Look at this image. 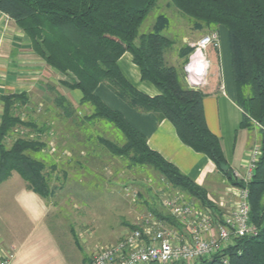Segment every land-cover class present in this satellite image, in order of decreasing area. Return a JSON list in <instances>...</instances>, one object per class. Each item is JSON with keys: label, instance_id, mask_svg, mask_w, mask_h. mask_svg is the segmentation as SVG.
<instances>
[{"label": "trees", "instance_id": "obj_1", "mask_svg": "<svg viewBox=\"0 0 264 264\" xmlns=\"http://www.w3.org/2000/svg\"><path fill=\"white\" fill-rule=\"evenodd\" d=\"M157 1L0 0V12L15 22L30 41L32 51L61 75L59 84L81 94L78 104L73 105L54 86L48 85L53 104L45 110V113L49 111L48 120L79 121L82 125L101 120L110 123L120 132V142L96 134L95 140L101 148L94 146L96 150L124 158L129 166L150 168L198 208L219 214L218 206L209 199L204 187L149 148L146 136L95 93L97 86L104 84L131 108L153 113L158 120L167 119L183 144L205 155L230 184L247 188L250 221L258 227L257 234L233 237L230 244L211 257L192 264H264V0H169V4L194 20L195 29L223 26L227 31L235 101L243 111L240 126H257L261 137V155L247 183L233 176L218 137L207 127L203 93L183 82L181 68L165 61L164 52L173 44L163 35L167 18L158 15L152 30L138 35L139 26ZM125 52L131 54L140 79L158 90L156 95L140 91L122 74L117 61ZM191 52L192 48L184 47L180 55L187 57ZM187 61L188 57L184 64ZM0 100L3 108L0 182L14 171L27 189L49 200L56 187L51 186V175L43 158L37 156L46 142L38 137L17 136L10 145L6 144L12 132L35 127L34 121L23 119L17 111L29 103V96L26 92L7 93ZM81 105L88 108V114L78 117ZM66 139L63 138V144H67ZM55 166V163L51 165V169ZM148 210L157 218L177 224L165 210L151 205ZM75 243L78 244L77 238ZM77 247L82 249L79 244Z\"/></svg>", "mask_w": 264, "mask_h": 264}, {"label": "crops", "instance_id": "obj_2", "mask_svg": "<svg viewBox=\"0 0 264 264\" xmlns=\"http://www.w3.org/2000/svg\"><path fill=\"white\" fill-rule=\"evenodd\" d=\"M211 30H216L222 40H218V47L208 45L201 53L196 51L195 60L191 64L192 71L198 72L202 67L206 69L201 82L195 88L203 93L205 122L209 130L218 137L232 173L237 171L240 175H245L250 151L260 144V132L255 125L249 128L240 126L243 111L235 101L236 90L231 72L227 31L222 30L221 26ZM196 41L180 40L176 48L170 50L172 44L164 52V58L176 68H181L182 80L188 85L183 68L184 61L194 51ZM184 47L192 48V52L187 57L180 55ZM117 64L125 78L137 89L150 96L158 93L155 86L140 79L139 69L132 62L129 52L123 53ZM60 78L61 75L55 69L49 67L32 51L30 41L15 22L8 15L0 12V96L26 92L29 103L23 107L24 109H32L38 102L47 104L46 108H49L52 95L47 86L51 85L58 93L66 96L73 105L78 104L80 92L61 86L58 82ZM191 79L197 80L193 76ZM95 93L107 105L119 110L146 136L149 148L157 151L182 173L204 187L209 199H212L218 207L223 202L225 204L233 202L234 190L238 186L230 184L205 155L183 144L167 119L158 120L153 113L131 108L104 84H99ZM2 110L0 100V118ZM46 149H49V145H46ZM40 152L51 159L53 157L50 149L49 152L44 149ZM65 152L68 153L66 149L59 150L60 154ZM52 161L51 165L58 162L57 159ZM50 216L49 201L27 189L19 174L13 171L9 177L0 182V249L12 251L11 264H88V259L80 256L78 252L76 259L74 257L69 259L51 229ZM68 241L73 250L77 249L70 238ZM94 247L96 246L88 245L87 249L84 248L83 256L89 257Z\"/></svg>", "mask_w": 264, "mask_h": 264}, {"label": "rangeland", "instance_id": "obj_3", "mask_svg": "<svg viewBox=\"0 0 264 264\" xmlns=\"http://www.w3.org/2000/svg\"><path fill=\"white\" fill-rule=\"evenodd\" d=\"M158 15H164L168 20L163 35L173 42L170 50L176 48L180 40H199L203 35L215 32L206 28L195 29L192 18L169 4V0H158L139 26L138 35L151 31ZM221 29L226 32L225 27L221 26ZM217 37L222 40L218 32ZM165 61L172 65L167 58ZM41 103L38 102L32 109L17 110L21 116L24 114L23 119L34 121L35 127H22L12 132L6 144L10 145L17 136H28L38 137L49 145L52 159L40 151L37 156L43 158L51 175V186L56 187L53 197L48 200L51 206L49 224L69 259H76L77 252L86 258L87 255L83 256L84 248L87 249L88 245L115 242L131 229L130 225H136L150 212V205L165 210L163 201L166 199L180 198L192 202L189 197L173 190L150 168L129 166L126 159L99 150L101 148L95 140L96 134L120 142V132L110 123L101 120L82 125L79 121H50L46 119L49 113H45L47 104ZM50 104L53 106L52 101ZM78 109L76 116L88 114L86 106L81 105ZM52 113L56 116L55 110ZM99 122L106 123L102 125ZM64 137L67 138V144L62 142ZM69 143L75 145L74 149L66 146L71 145ZM94 146L99 149L96 150ZM61 148L68 153L60 154ZM42 149L49 152L46 146ZM55 159L58 162L51 169L52 160ZM75 237L82 249L77 247ZM69 238L77 247L76 251L72 249Z\"/></svg>", "mask_w": 264, "mask_h": 264}, {"label": "built area", "instance_id": "obj_4", "mask_svg": "<svg viewBox=\"0 0 264 264\" xmlns=\"http://www.w3.org/2000/svg\"><path fill=\"white\" fill-rule=\"evenodd\" d=\"M217 38V32H211L194 43V51L184 65L190 86L201 82L206 69L192 71L196 51L201 53L208 45L218 47ZM192 76L197 80H192ZM260 155V146L253 147L246 174L234 171L235 178L247 183ZM163 207L176 225L147 213L115 242L94 247L88 264H192L211 257L230 244L233 237L254 236L258 232V227L250 221L246 187H236L233 202L221 203L219 214L202 210L193 201L180 198L164 200ZM12 257V251L0 249V264H11Z\"/></svg>", "mask_w": 264, "mask_h": 264}]
</instances>
